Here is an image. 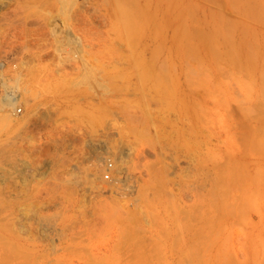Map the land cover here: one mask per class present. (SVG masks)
Instances as JSON below:
<instances>
[{
  "label": "rangeland",
  "instance_id": "obj_1",
  "mask_svg": "<svg viewBox=\"0 0 264 264\" xmlns=\"http://www.w3.org/2000/svg\"><path fill=\"white\" fill-rule=\"evenodd\" d=\"M152 23V62L105 98L77 71L17 69L35 35L0 48V77L25 84L0 114V264H264V0H155ZM94 143L123 154L112 181Z\"/></svg>",
  "mask_w": 264,
  "mask_h": 264
},
{
  "label": "bare ground",
  "instance_id": "obj_2",
  "mask_svg": "<svg viewBox=\"0 0 264 264\" xmlns=\"http://www.w3.org/2000/svg\"><path fill=\"white\" fill-rule=\"evenodd\" d=\"M154 2L155 0H0V48H3L5 52L6 46H8L7 50L13 52L16 48V41L24 42L22 46H26L27 36L35 35L37 37L34 36V38L43 40V48H38L41 44L37 41L39 50L35 52L29 49L27 50L28 53H21L17 56L18 60L15 61L18 64L17 69L32 62H38L48 67L54 65L53 69L63 71L65 74L77 71L80 73L79 81L81 83L87 84L92 93L105 98L108 86L105 82L107 76L110 74L117 76L123 70L133 72L142 61L145 63L152 62L155 48L152 38ZM142 17L145 24L144 43L140 44L138 42V30L139 21ZM125 23L128 24L129 32L130 29L133 30L130 35L133 34L134 39L137 38L135 42L133 36L131 37L133 39L132 44L131 42L126 44V37L124 38L123 34ZM6 37L10 41L3 46L4 42L1 38L5 39ZM33 40L31 38V42ZM28 41L30 42V39ZM48 49L51 51L50 53L46 52ZM23 81L22 79L19 84H12L7 83L2 76L0 77V114L9 117V121L11 117L14 118L15 116L9 115L8 112L11 111L7 112V108L12 109L16 103L24 98L22 90L25 84ZM118 87L112 89L111 97L119 93ZM45 105L48 106L46 103ZM74 105L63 106L62 103H56L54 108L66 110L73 106L78 111L85 109L83 106ZM98 108L100 110L110 109V107L104 106ZM113 108L111 107V109ZM90 149L92 161L100 160L106 168V162L110 158L102 162L105 156L100 154V148L95 146V143ZM1 150L3 149L1 148ZM139 150L138 155L145 157L144 151ZM108 157L110 156L108 155ZM115 159L118 163L116 165L118 174L122 169V152L118 151ZM113 161L110 172L115 166V161ZM95 167V165L91 167L90 172L87 170L89 175L94 174L92 169ZM137 178L141 182L139 186L137 184V190L141 194V188L147 181L152 180H150L152 176L147 171L145 173L140 171Z\"/></svg>",
  "mask_w": 264,
  "mask_h": 264
},
{
  "label": "built area",
  "instance_id": "obj_3",
  "mask_svg": "<svg viewBox=\"0 0 264 264\" xmlns=\"http://www.w3.org/2000/svg\"><path fill=\"white\" fill-rule=\"evenodd\" d=\"M107 167L105 168L104 172H103V178L105 181H109L112 179V177L110 176V170L112 167V161L110 159H108V161L106 162Z\"/></svg>",
  "mask_w": 264,
  "mask_h": 264
}]
</instances>
